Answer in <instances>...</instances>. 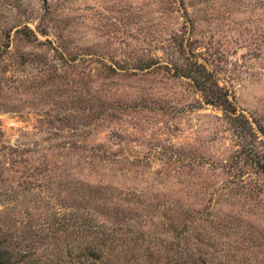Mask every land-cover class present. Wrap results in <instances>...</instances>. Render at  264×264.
Returning a JSON list of instances; mask_svg holds the SVG:
<instances>
[{
    "label": "rangeland",
    "instance_id": "rangeland-1",
    "mask_svg": "<svg viewBox=\"0 0 264 264\" xmlns=\"http://www.w3.org/2000/svg\"><path fill=\"white\" fill-rule=\"evenodd\" d=\"M0 246L264 264V0H0Z\"/></svg>",
    "mask_w": 264,
    "mask_h": 264
},
{
    "label": "trees",
    "instance_id": "trees-1",
    "mask_svg": "<svg viewBox=\"0 0 264 264\" xmlns=\"http://www.w3.org/2000/svg\"><path fill=\"white\" fill-rule=\"evenodd\" d=\"M211 75L209 74L208 77H210ZM208 80H205L202 84L203 87L205 89V84L207 85ZM209 90H210V95H208L207 99H206V103L209 105H213V106H219L221 107L227 115H229L230 117L233 118H239L241 117V114L237 115V109L234 106V104L232 103V101L229 100V96L227 92H223L220 88H218L216 86V89L213 90L212 85H209ZM75 252H71L69 253V255H67V260L66 262L62 261L61 262H51L50 264H99V260L101 259V251H97V250H92L89 251V253H87V255H85V261L83 262H74V258L72 257L73 254ZM83 254L81 253V255L79 256V258L82 256ZM0 264H15L13 262V255L10 252L9 249L7 248H2V246H0Z\"/></svg>",
    "mask_w": 264,
    "mask_h": 264
}]
</instances>
